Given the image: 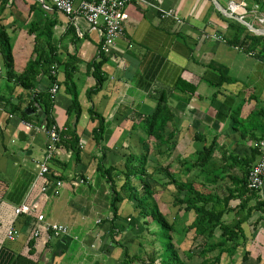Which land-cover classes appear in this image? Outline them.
Listing matches in <instances>:
<instances>
[{"label": "crops", "instance_id": "0c3cea01", "mask_svg": "<svg viewBox=\"0 0 264 264\" xmlns=\"http://www.w3.org/2000/svg\"><path fill=\"white\" fill-rule=\"evenodd\" d=\"M49 5L46 0H0V26L10 38L16 73L40 56L51 62L59 83L52 118L58 130L67 128L77 137L78 148L58 143L57 154L47 157L43 110L29 102L52 83L40 74L34 88L25 90L7 80L0 53V264H148L147 220H139L126 201L113 215L108 179L119 180L126 157L138 151L131 147L145 138L141 120L154 111L161 94L174 116L168 130L177 133L176 163L194 162L195 153L213 139L228 151L264 142L259 113L264 112V42H253L264 37V0H132L109 55L101 54V27L93 29L83 17L68 18ZM98 67L100 84L94 73ZM65 68H74L79 116L68 114L72 95L63 85ZM22 113L31 128L21 124ZM97 115L104 123L95 138L101 126ZM234 118L242 122L240 131L251 129L253 136L232 133ZM152 153L156 176L165 179L172 154ZM43 162L49 169L45 179L38 177ZM56 181L61 186L55 193ZM257 196L264 204V177ZM22 205L30 213L16 217L14 209ZM38 215L44 223L36 222ZM43 224L68 231L57 239L47 237ZM244 225L245 246L237 250V264H247L241 261L243 251L249 252L248 264L264 263V210L253 211ZM10 228L18 234L12 242L6 238ZM34 228L41 229L37 238H32Z\"/></svg>", "mask_w": 264, "mask_h": 264}, {"label": "trees", "instance_id": "16d2710c", "mask_svg": "<svg viewBox=\"0 0 264 264\" xmlns=\"http://www.w3.org/2000/svg\"><path fill=\"white\" fill-rule=\"evenodd\" d=\"M253 42H264V37L255 38ZM238 44L244 45L242 42H236V45ZM0 53L4 59L7 80L14 81V84L23 89H33L36 78L40 74L47 76L52 84L57 82L56 71L54 75L52 74L51 62H47V59L42 56L37 57L35 61H28L21 73L15 72L11 41L2 26H0ZM73 69H64L63 85L72 95L68 114L77 112V116H79L80 109L72 84ZM99 69L100 67L94 70L98 84L103 80ZM57 85L59 86V83ZM95 90H98V87ZM53 102L49 91L37 93L29 102L31 107L38 105L42 108L43 123L47 130L49 127L55 126L52 118ZM259 113L264 115L263 111H259ZM21 116L24 122L29 123V117L24 113ZM173 118L163 94L158 98L154 111L143 119L141 118L145 138L142 137L140 150L126 157L124 170H122L119 180L108 179L112 191L113 215H116L117 204L122 201L133 202L132 206L136 211L137 218L147 220L145 230L148 231V234L150 222L158 227L157 232L160 231L161 235L165 237V244L162 247L164 258L160 260L156 251H152V254L147 256L148 264L156 262L157 264H190L193 263L194 256L200 259L199 264H220L223 255L228 257L227 264H235L238 259V248L243 249L245 246V243L241 242L245 239L242 225L251 217L253 211L264 210V204L258 201L257 194L259 192L249 190L247 185L249 170L259 161L261 150L259 147H247L243 151L242 148L237 149L238 146H236L232 151H228L226 146L219 148L217 140L213 139L209 145L203 146L200 151L195 153L194 162L188 160L179 162L178 170L175 172L170 171V164L166 165L164 170L159 164V168L165 173V179L157 178L159 169H157V162H151L152 151L157 154V157L169 158L175 150L177 141L174 138L177 137V133L168 130V124L173 122ZM96 119L101 124L95 131V138H98L104 119L98 115ZM249 119L251 128L254 118ZM238 124H242V122L234 118L232 133H239L240 137L246 138L253 132L252 128L249 131H240ZM251 135L253 136V133ZM68 141L70 144L68 147L73 150L78 148L77 137L69 129L66 128L65 132L59 130V144H66ZM161 149H164L163 153L160 151ZM149 163L155 164L154 167L151 168ZM148 167L150 168L149 173L147 172ZM238 169L239 171L236 173ZM119 181L121 185L118 186ZM158 187L174 188L171 204L173 207L175 206L174 208L178 207L179 211L177 214L175 213L171 223L166 216L167 207L155 199ZM233 202H235L234 205H232ZM160 204H163L164 207H161ZM180 210L182 215L178 214ZM190 213L193 214V219L190 224H187V215ZM190 232H192L190 239L192 245L189 249H184L174 243L173 234L187 239ZM193 245L198 249L197 253L192 251ZM212 254L214 256L211 258ZM241 254L242 263H248L249 252L243 251ZM257 261L260 263L259 260Z\"/></svg>", "mask_w": 264, "mask_h": 264}, {"label": "built area", "instance_id": "2783aa9c", "mask_svg": "<svg viewBox=\"0 0 264 264\" xmlns=\"http://www.w3.org/2000/svg\"><path fill=\"white\" fill-rule=\"evenodd\" d=\"M43 4L45 0H40ZM56 12L68 18L83 17L86 22L93 28H102L103 37L100 43V50L102 54L109 55L117 38L123 33L124 24L126 23L127 15L124 11L127 4L132 0H82L78 5H75L72 0H46ZM232 10H236L237 6L230 4ZM168 16L171 13L166 12ZM178 19H176L177 21ZM179 22V20H178ZM54 75V69H52ZM58 93V85L56 83L51 84L49 89L50 98L55 100ZM21 124L27 128H31L29 123L21 121ZM47 157L51 158L54 154H57L59 143V130L56 126H52L47 130ZM261 151L264 150V142H260L257 146ZM38 177L44 178L49 174L48 166L45 162L39 164ZM264 177V153L261 154L259 161L249 170L247 176L248 189L260 192L263 184ZM47 185V184H46ZM46 185L41 188L42 192H45ZM61 186L60 181L55 182V193ZM30 208L26 205H22L14 209V215L16 217L20 215H28ZM36 222L44 223V216H36ZM43 234L51 238H60L65 235L68 228L58 224H43ZM41 234V229L34 228L32 231V238H37ZM18 237L16 230L13 228L8 229L6 232V238L8 241H15Z\"/></svg>", "mask_w": 264, "mask_h": 264}, {"label": "rangeland", "instance_id": "374dc122", "mask_svg": "<svg viewBox=\"0 0 264 264\" xmlns=\"http://www.w3.org/2000/svg\"><path fill=\"white\" fill-rule=\"evenodd\" d=\"M136 141H134V146L132 145V147H131V149L133 150V151H139L140 150V147H141V143L140 144H136L135 143ZM137 145H138V147H137ZM137 151V152H138ZM186 156H188V154H186ZM175 153L173 154L172 153V156H171V158L169 159V160H171L172 162H170L169 164H171L170 165V171H173V172H175V171H177L178 170V163H176L175 162ZM167 161V160H166ZM167 163V162H166ZM166 165H168V164H165V166ZM150 167L151 168H153L154 166H153V163H151L150 164ZM148 170V169H147ZM239 171V169L238 170H236V173ZM148 172H149V170H148ZM171 189H170V191H167L166 193H164L163 195L161 194L160 195V193H157V195H156V197H155V199L158 201V202H161V203H163L167 208H166V210H167V212H166V216H167V219H168V221L171 223L172 222V220L174 219V215H175V213L177 214V212L179 211L178 210V207H176V208H174L173 206H172V199H173V196H171L173 193H174V188H172V187H170ZM217 190H218V188H217ZM158 192V191H157ZM171 193V194H170ZM163 204H160V206L161 207H164V205ZM235 204V202H233L232 203V205H234ZM129 205V208L131 209V211L133 210V208H132V205H133V202L131 203V204H128ZM181 210H182V208H181ZM180 210V213H178L179 215H182V211ZM180 218V217H179ZM181 219V218H180ZM192 219H193V214L192 213H190L189 215H187V224H190L191 223V221H192ZM247 226H245L244 225V227H243V231H244V233L246 234V232H247ZM157 230H158V227L157 226H154V224L153 223H149V234L147 235H145L147 238H148V240H149V247L150 248H148L147 250H148V252L149 253H151L152 251H156V253H157V255H158V257H159V259L160 260H162L164 257H163V254H162V247H163V245L165 244L164 243V240H165V237L163 236V235H161V233H160V231L159 232H157ZM157 232V233H156ZM172 238H173V240H174V243L176 244V245H178L179 244V246H180V244H181V242H182V244H181V247L182 248H184V249H189V247L192 245L191 243H190V239L192 238V232H190L189 234H188V236L186 237L187 239H185V238H181L180 237V235H178V234H173L172 235ZM157 239V240H156ZM156 241V242H155ZM194 246V245H193ZM253 247H255V245H253ZM256 248V247H255ZM240 249H242V248H240ZM248 250H250V247H249V249ZM260 250V249H259ZM192 251L194 252V253H197V251H198V249L194 246L193 247V249H192ZM261 251V250H260ZM252 253H254V252H252ZM238 256H240L239 254H237ZM214 256V254H212V255H210V257L212 258ZM193 263H190V264H199L200 263V259H198L196 256H194V258H193ZM227 261H228V257L226 256V255H223L222 257H221V261H220V264H227ZM237 261V260H236ZM239 262V261H238ZM255 262V264H264V263H257L256 261H254ZM235 264H237V262L235 263ZM239 264V263H238ZM248 264V263H247Z\"/></svg>", "mask_w": 264, "mask_h": 264}, {"label": "clouds", "instance_id": "9594fccd", "mask_svg": "<svg viewBox=\"0 0 264 264\" xmlns=\"http://www.w3.org/2000/svg\"><path fill=\"white\" fill-rule=\"evenodd\" d=\"M251 54V53H250ZM253 55V54H252Z\"/></svg>", "mask_w": 264, "mask_h": 264}]
</instances>
